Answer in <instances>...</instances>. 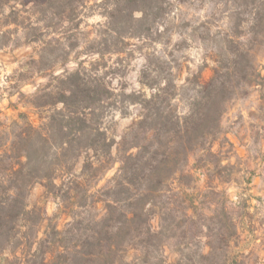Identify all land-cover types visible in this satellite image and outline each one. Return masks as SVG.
I'll use <instances>...</instances> for the list:
<instances>
[{
    "label": "trees",
    "instance_id": "16d2710c",
    "mask_svg": "<svg viewBox=\"0 0 264 264\" xmlns=\"http://www.w3.org/2000/svg\"><path fill=\"white\" fill-rule=\"evenodd\" d=\"M85 1L45 0L47 8L57 10H50L54 12L49 17L44 10L38 23L55 21L54 33L58 32L78 17L76 10ZM157 1L111 0L106 15L113 25L112 36L117 40L141 38L138 26L150 15L143 10L162 9L163 2ZM245 1L256 10L247 24V35L264 39V0ZM5 5L0 0V9ZM136 12L141 13L140 18H134ZM17 19L18 12L5 15L0 10L2 25ZM125 20L133 27L127 29L130 32L120 30H125ZM46 33L36 63L55 68L50 57L53 41L46 38L53 31ZM233 44L227 41L217 47L219 64L206 82L195 75L177 87L175 82L142 70L141 89L128 95L130 103L139 107V115L117 143L103 128L104 104L113 95L103 78L90 75L79 64L68 67L65 62L60 74L50 75L38 85L26 106L45 110L40 125H32L21 114L20 122H12L1 132L3 262L192 264L197 258L198 264H230L227 249L236 229L226 200L211 188L216 199L212 203L200 199L184 202L181 195L195 184L193 173L205 171L210 178L220 175L217 169L222 159L213 147L223 137L220 121L226 104L239 86L250 85L256 77L250 49ZM182 102L186 104L184 113L179 112ZM113 149L117 150L115 157ZM192 156L196 160L189 167ZM115 164L113 175L100 186ZM36 184L55 200L54 216L27 209V197ZM60 216L67 219L61 229L56 221ZM196 216L204 223L213 220L212 234L203 245L207 252H192L183 244L189 227L199 226ZM153 219L158 221L157 230ZM204 223H199L200 228L208 229ZM168 244L177 257L173 262L164 256Z\"/></svg>",
    "mask_w": 264,
    "mask_h": 264
},
{
    "label": "rangeland",
    "instance_id": "374dc122",
    "mask_svg": "<svg viewBox=\"0 0 264 264\" xmlns=\"http://www.w3.org/2000/svg\"><path fill=\"white\" fill-rule=\"evenodd\" d=\"M158 1L163 2L162 9L143 10L150 15L138 26L141 38L117 40L106 15L111 0L80 3L78 17L55 33V21L38 23L44 10L49 11L48 17L54 12L50 10H57L47 8L45 0H3L6 5L0 10L5 15L11 10L18 12V21L0 23V145L2 129L20 122L21 114L32 125H40L45 110L27 107V98L47 77L60 74L65 62L68 67L79 64L107 84L113 95L104 104L103 128L117 143L139 115V107L130 103L128 95L141 89L142 70L146 68L151 77L175 82L177 87L195 75L206 82L219 64L217 47L227 41L234 42V46L243 44L250 49L256 77L250 85L239 86L235 97L226 104L220 121L223 137L213 147L222 159L217 169L220 175L210 178L205 171L193 173L196 182L192 188L183 189L181 200L212 203L216 199L209 188L221 194L236 229L227 249L230 264H264V39L247 35V24L256 10L247 6L245 0ZM140 16V12L134 14V18ZM122 24L125 30L120 29L121 32L133 28L129 20ZM37 26L41 29H34ZM129 27L132 28L128 31ZM47 30L53 31L46 38L53 41L50 57L55 68L36 63ZM143 91L148 94V90ZM179 112H186L185 103H180ZM116 152L113 149L114 157ZM195 160L190 157L189 167ZM117 167L115 164L100 186ZM26 203L28 210L37 208L43 216L57 214L55 200L41 184L31 189ZM205 214L211 216L208 211ZM201 219L196 216L199 226L189 227L183 241L196 253L207 252L203 245L214 226L213 220L204 223ZM56 221L61 229L67 219L60 216ZM199 223L208 229L200 228ZM152 226L158 229L157 219L152 220ZM163 251L168 262L177 258L169 244ZM3 258L0 264H5ZM192 264H198V259Z\"/></svg>",
    "mask_w": 264,
    "mask_h": 264
}]
</instances>
